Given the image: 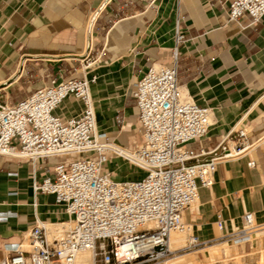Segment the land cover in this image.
Returning a JSON list of instances; mask_svg holds the SVG:
<instances>
[{
  "label": "crops",
  "instance_id": "obj_1",
  "mask_svg": "<svg viewBox=\"0 0 264 264\" xmlns=\"http://www.w3.org/2000/svg\"><path fill=\"white\" fill-rule=\"evenodd\" d=\"M229 3L0 0V102H19L60 71L80 77L84 56L98 58L87 74L96 77L91 90L99 128L117 143L132 141L138 113L132 88L152 63L170 61L179 22L186 35L176 62L179 84L199 105L212 108L208 134L188 146L197 152L215 147L239 120L255 140L264 131V16L250 26L243 18V28L229 21ZM82 108V102L70 96L56 113L71 117ZM117 116L124 122L118 123ZM250 160L256 166H250ZM58 161L0 156V217H8L0 221V257L5 244L21 242L37 223L53 233L66 224L68 215L55 196L34 190L35 182L54 176ZM109 161L110 169L119 173L133 168L120 156L112 155ZM246 211L254 212L260 230L241 243L222 240L242 228ZM218 214L225 220L222 230L216 224ZM185 220L200 241L212 244L206 246L211 255L232 247L227 264L261 261L264 142L243 157L218 164L213 185L199 188L198 201L186 210ZM92 264L101 261L92 259Z\"/></svg>",
  "mask_w": 264,
  "mask_h": 264
},
{
  "label": "built area",
  "instance_id": "obj_2",
  "mask_svg": "<svg viewBox=\"0 0 264 264\" xmlns=\"http://www.w3.org/2000/svg\"><path fill=\"white\" fill-rule=\"evenodd\" d=\"M228 12L229 21L245 28L262 19L264 0H230ZM185 40L178 22L170 61L152 63L132 88L138 142L117 143L99 128L91 90L96 77L87 74L98 58L84 56L80 77L60 71L19 102H0V156L59 158L54 176L35 182L34 190L53 194L71 222L56 233L37 223L24 240L4 245L0 264H75L86 250L93 252V260L102 256L101 264H144L176 253L170 248L171 232L192 231L185 212L198 201L201 186L213 185L218 164L243 157L264 142V131L250 140L249 127L239 126V120L215 147L197 152L188 146L208 134L212 108L199 105L179 84L176 62ZM70 96L82 102V110L71 117L57 114ZM112 155L142 168L144 175L115 179L104 169ZM249 164L256 166L255 160ZM216 224L224 228L221 214ZM258 230L254 212L246 211L242 228L222 240L241 243ZM207 244L191 232L184 249L196 251ZM261 252V261L245 264H264Z\"/></svg>",
  "mask_w": 264,
  "mask_h": 264
},
{
  "label": "rangeland",
  "instance_id": "obj_3",
  "mask_svg": "<svg viewBox=\"0 0 264 264\" xmlns=\"http://www.w3.org/2000/svg\"><path fill=\"white\" fill-rule=\"evenodd\" d=\"M46 81H47V79H46ZM9 100L11 101V99H9ZM140 135L141 134H140L139 123H138V120H136L135 130L133 131V137L131 140L138 142L140 139ZM104 169L106 171L112 172V174L115 176V178H117V180H122L120 178H123V177L137 178V177H141L144 175V170L140 167L135 166V165H133L132 169H128L126 171L124 170V171H122V173H119L115 170L110 169V161H108L104 164ZM59 228H61V226H58L55 229V231L56 230L58 231ZM178 233L183 235L181 237H183L184 240L182 239L180 241V245L177 247V249H175V250H177L175 254H173L170 258H168L166 260H161L159 262H149V263H144V264H222L223 260H225L223 262L225 264H227V259L233 254L232 253V247L226 245V246H223V248H221L215 256H213L209 252H207L208 247H206L207 245H212L211 243L207 244L205 246H202L201 248L197 249L196 251L185 250L184 246L188 243V240H189L188 234H187V232L177 231V232H173L172 235L174 236L175 234H178ZM204 247H206V248L203 249ZM101 258H102V256H99L98 259L101 261ZM243 264H245V263H243Z\"/></svg>",
  "mask_w": 264,
  "mask_h": 264
},
{
  "label": "bare ground",
  "instance_id": "obj_4",
  "mask_svg": "<svg viewBox=\"0 0 264 264\" xmlns=\"http://www.w3.org/2000/svg\"><path fill=\"white\" fill-rule=\"evenodd\" d=\"M71 222L70 221H67L65 225H70ZM63 224H61L62 226ZM53 230V229H52ZM57 231V230H56ZM173 232H177V231H172L171 232V235H170V248L172 250H175L177 249V247L180 245V241L184 238L181 237L183 235L181 234H175L174 236L172 235ZM181 232H190L188 230H185V231H181ZM190 235V234H189ZM188 235V237H189ZM189 239V238H188ZM210 249V248H209ZM214 250V249H213ZM215 250L217 251V247L215 248ZM216 253V252H215ZM92 254L93 252L91 250H86V251H82L79 255H78V258L75 262V264H92ZM183 256V255H182Z\"/></svg>",
  "mask_w": 264,
  "mask_h": 264
}]
</instances>
